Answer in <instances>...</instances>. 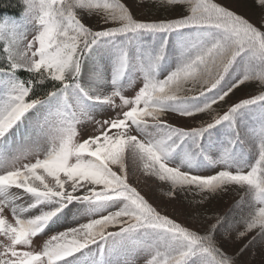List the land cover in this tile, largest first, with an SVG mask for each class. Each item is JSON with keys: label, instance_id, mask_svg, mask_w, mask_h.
Returning a JSON list of instances; mask_svg holds the SVG:
<instances>
[{"label": "snow or ice", "instance_id": "snow-or-ice-1", "mask_svg": "<svg viewBox=\"0 0 264 264\" xmlns=\"http://www.w3.org/2000/svg\"><path fill=\"white\" fill-rule=\"evenodd\" d=\"M154 3L183 14L5 4L20 11L0 15V264H238L264 249V0H252L256 22L217 0ZM248 84L256 94L227 103ZM170 114L209 119L176 126ZM129 159L169 199H238L193 230L129 182ZM244 240L234 255L221 246Z\"/></svg>", "mask_w": 264, "mask_h": 264}, {"label": "rangeland", "instance_id": "rangeland-1", "mask_svg": "<svg viewBox=\"0 0 264 264\" xmlns=\"http://www.w3.org/2000/svg\"><path fill=\"white\" fill-rule=\"evenodd\" d=\"M130 10L133 15L140 20H158L165 18H176L177 16L183 14L182 8L176 9H165L156 3L154 0H122ZM225 6L232 7L237 11L243 12L247 15L253 22L259 19V9L254 7L252 0H245V5L243 8L238 6L239 0H217ZM84 22L93 28H99L103 25L98 23V19L93 17H86ZM31 37L29 36V39ZM254 84H248L235 90L233 94L228 98L227 103L236 102L239 99L248 98L251 95L257 93ZM253 92V93H252ZM255 92V93H254ZM128 95L133 93L129 91ZM251 94V95H248ZM227 104L222 107H218V111H222L226 108ZM224 108V109H223ZM168 122L176 126H197L201 121H206L209 119L207 115H198L195 119L191 118H180L175 116V114H170L168 117ZM129 182L135 186L142 195L164 215H168L170 218L176 220L178 223L183 224L186 227L192 228L193 230L203 232L207 226L214 222V217L216 215L224 214L238 199L235 192H229L227 194L221 193L215 197L210 198L203 205H195L192 203V196L185 193H178L175 199H169L163 195L164 191H167V186L162 185L159 181L154 178L144 177L139 173L135 166L132 164L131 159H129ZM10 219V214H9ZM66 226H71L69 225ZM47 235H51L48 233ZM47 235L42 236L34 241V246L39 247L47 239ZM0 239H3L0 237ZM246 240L239 242H224L221 241V246L224 250L230 254L234 255ZM142 264V260L139 262ZM238 264H264V249L259 246L255 248H249L245 253H243L238 258Z\"/></svg>", "mask_w": 264, "mask_h": 264}, {"label": "trees", "instance_id": "trees-1", "mask_svg": "<svg viewBox=\"0 0 264 264\" xmlns=\"http://www.w3.org/2000/svg\"><path fill=\"white\" fill-rule=\"evenodd\" d=\"M11 2L13 4H15L16 0H11ZM7 3H8V0H0V15H15V14H17L20 11V9H18V8H16V9H13V8H10V7L6 8L5 4H7ZM20 75H21L22 78H24V77L27 76V73L21 72ZM255 89L257 90V87H255ZM248 95H251V94H248ZM226 107L227 106H225L224 108H226Z\"/></svg>", "mask_w": 264, "mask_h": 264}]
</instances>
